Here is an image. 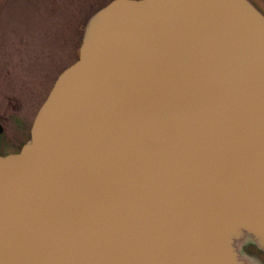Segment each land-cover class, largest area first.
I'll return each mask as SVG.
<instances>
[{"label": "water", "instance_id": "water-1", "mask_svg": "<svg viewBox=\"0 0 264 264\" xmlns=\"http://www.w3.org/2000/svg\"><path fill=\"white\" fill-rule=\"evenodd\" d=\"M245 244L264 253V15L112 0L0 157V264H250Z\"/></svg>", "mask_w": 264, "mask_h": 264}, {"label": "rangeland", "instance_id": "rangeland-1", "mask_svg": "<svg viewBox=\"0 0 264 264\" xmlns=\"http://www.w3.org/2000/svg\"><path fill=\"white\" fill-rule=\"evenodd\" d=\"M112 0H0V121L22 137L57 76L77 58L88 18ZM264 13V0H251ZM254 260V259H253Z\"/></svg>", "mask_w": 264, "mask_h": 264}, {"label": "flooded vegetation", "instance_id": "flooded-vegetation-1", "mask_svg": "<svg viewBox=\"0 0 264 264\" xmlns=\"http://www.w3.org/2000/svg\"><path fill=\"white\" fill-rule=\"evenodd\" d=\"M46 96H45V98H46ZM44 99H43V101H44ZM0 123H1V125L3 127V131H2V133L0 135V156L11 155V154H15V153L19 152V150L22 147L23 143L28 138L29 129L27 131V128L23 127L22 126L23 124H21L22 122L19 121V123H20L19 126L22 129V132L23 133L25 132V134H22V137L18 138V140H16V141L12 142V141L4 138V135H5V132H6L5 131L6 127H5V125L3 124L2 121H0ZM242 251H244V253L248 254L251 258H253L256 261V263L264 264V258L259 254L258 251H256V249L253 246H251V245L243 246L242 247Z\"/></svg>", "mask_w": 264, "mask_h": 264}]
</instances>
